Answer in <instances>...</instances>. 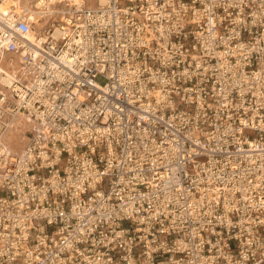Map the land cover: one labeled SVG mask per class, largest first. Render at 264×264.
<instances>
[{
    "label": "built area",
    "instance_id": "2783aa9c",
    "mask_svg": "<svg viewBox=\"0 0 264 264\" xmlns=\"http://www.w3.org/2000/svg\"><path fill=\"white\" fill-rule=\"evenodd\" d=\"M55 13L0 10V264H264V0Z\"/></svg>",
    "mask_w": 264,
    "mask_h": 264
},
{
    "label": "rangeland",
    "instance_id": "374dc122",
    "mask_svg": "<svg viewBox=\"0 0 264 264\" xmlns=\"http://www.w3.org/2000/svg\"><path fill=\"white\" fill-rule=\"evenodd\" d=\"M39 0H19V7L15 8L17 11L23 10L26 7L30 9L31 11H40L41 15L39 16V19L36 21L33 16H31L32 20V28L34 31L38 32L39 35H46V31L49 27L52 26V23L54 22V19L57 18V14L54 11V7L51 6V3H47L48 7L42 6L41 8H37L36 4ZM2 0H0V3ZM11 2L7 1L5 5H10ZM52 13V14H49ZM0 66L4 68L5 70H8L6 65L0 61ZM99 83H103V78H98ZM29 119L26 115L22 116H15L9 119L7 123H9V126L5 130L3 134V142L9 149V151L12 152H19L26 140L27 137V129L29 128Z\"/></svg>",
    "mask_w": 264,
    "mask_h": 264
},
{
    "label": "bare ground",
    "instance_id": "6f19581e",
    "mask_svg": "<svg viewBox=\"0 0 264 264\" xmlns=\"http://www.w3.org/2000/svg\"><path fill=\"white\" fill-rule=\"evenodd\" d=\"M7 1L5 0H2V2L0 3V10L4 11L6 10L7 8L13 6L14 8H17L19 6H16L14 4H10V5H5L4 4L6 3ZM9 2V1H8ZM49 2L51 3V6L54 7V11L56 12L58 10V6L60 5H73V4H77V5H80L82 4V0H49ZM47 1L45 0H39L36 4V7L37 8H41L42 6L44 7H48L47 5ZM25 9L28 10V14H29V18L31 20V16L34 17V19H36V21L39 19V16L41 15V12L40 11H31L30 9H28V7H26ZM24 10V9H23ZM32 21V20H31ZM37 37V38H41L42 36L39 35L38 32L34 31L32 29V33H31V37ZM42 39V38H41ZM40 39V40H41ZM0 61H2L6 67L8 68V70H5L4 68H2L0 66V82L2 84H7V85H10V81L11 79L14 77L15 73H16V68H15V60L11 57H9V55H6V52L5 51H0ZM11 68V69H9ZM22 116L24 114L22 113H17L15 114L13 117L15 116ZM7 123V122H6ZM9 126V123H7V127ZM7 127L4 129V132L5 130L7 129ZM4 134V133H3ZM3 137V136H2ZM2 143L4 144L5 148H7V146L5 145V143L3 142L2 140ZM8 149V148H7ZM9 151V149H8ZM10 152V151H9Z\"/></svg>",
    "mask_w": 264,
    "mask_h": 264
},
{
    "label": "crops",
    "instance_id": "0c3cea01",
    "mask_svg": "<svg viewBox=\"0 0 264 264\" xmlns=\"http://www.w3.org/2000/svg\"><path fill=\"white\" fill-rule=\"evenodd\" d=\"M5 1H9V0H5ZM49 3V0H45ZM10 2L16 6H19V0H10Z\"/></svg>",
    "mask_w": 264,
    "mask_h": 264
},
{
    "label": "flooded vegetation",
    "instance_id": "af4514ba",
    "mask_svg": "<svg viewBox=\"0 0 264 264\" xmlns=\"http://www.w3.org/2000/svg\"><path fill=\"white\" fill-rule=\"evenodd\" d=\"M49 14H52V13H49Z\"/></svg>",
    "mask_w": 264,
    "mask_h": 264
}]
</instances>
